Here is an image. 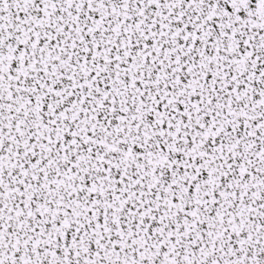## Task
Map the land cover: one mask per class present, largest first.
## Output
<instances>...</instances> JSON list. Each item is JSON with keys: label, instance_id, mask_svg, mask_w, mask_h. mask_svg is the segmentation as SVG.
Instances as JSON below:
<instances>
[{"label": "snow or ice", "instance_id": "6c2138e0", "mask_svg": "<svg viewBox=\"0 0 264 264\" xmlns=\"http://www.w3.org/2000/svg\"><path fill=\"white\" fill-rule=\"evenodd\" d=\"M0 264H264V0H0Z\"/></svg>", "mask_w": 264, "mask_h": 264}]
</instances>
